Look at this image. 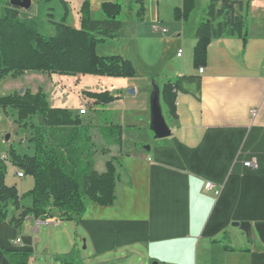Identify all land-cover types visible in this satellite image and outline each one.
Wrapping results in <instances>:
<instances>
[{"label": "crops", "instance_id": "obj_1", "mask_svg": "<svg viewBox=\"0 0 264 264\" xmlns=\"http://www.w3.org/2000/svg\"><path fill=\"white\" fill-rule=\"evenodd\" d=\"M116 1L103 0L95 11ZM152 1L156 18L148 7ZM242 1L247 43L237 38L213 40L207 62L199 68L194 66L195 34L210 0H194L189 19L178 22L169 13L182 9L183 0H145L143 23L130 35L122 32L124 23L115 41L126 48L124 41L135 37L133 56L146 69L154 70L149 55L162 53L161 71L151 75L136 67L139 75L133 79L45 75L48 83L34 93L50 87L52 107L78 115L86 99L90 107L80 119L93 108L94 118L83 123L91 145L110 147L106 152L92 151L93 169L103 175L109 162L116 166V202L106 208L89 204L78 221H64L60 213L51 212L45 222L29 219L20 228L0 223V264H11L7 252H31L26 264H32L40 249L46 253L43 224L54 225L47 231L49 242L54 229L60 230L56 237L71 244L69 253L58 249L60 258L78 252V241L84 246L81 264H264V0ZM163 6L169 12L164 18ZM81 81L84 87L77 88ZM170 81L176 84L177 118L165 110L172 135L158 140L151 131V95L154 85L162 88ZM10 82L14 81L0 84L1 95L11 91L4 90ZM83 91L108 92L118 100L96 106L80 95ZM110 126L123 129L121 146L109 145L103 135L102 129ZM1 156H7L6 150ZM248 162L256 166L247 168ZM6 164V185L15 187L20 197L30 193L34 180L16 178L19 170ZM206 182L221 189L219 197L205 190ZM24 200L31 207L32 199ZM10 216L19 215L11 210Z\"/></svg>", "mask_w": 264, "mask_h": 264}, {"label": "trees", "instance_id": "obj_2", "mask_svg": "<svg viewBox=\"0 0 264 264\" xmlns=\"http://www.w3.org/2000/svg\"><path fill=\"white\" fill-rule=\"evenodd\" d=\"M144 4V0H130L127 7L117 1L105 3L101 6V18H92L86 12L81 29L57 24L56 35L47 37L39 32L36 17L13 8L9 0H0V84L27 72L62 77L136 78L137 72L129 60L100 57L96 48L120 37L126 9L128 19L142 22ZM193 6L194 0H183V8L174 12L175 20H188ZM243 10L242 0H210L196 28L195 68L206 64L208 47L213 40L237 38L247 43L248 23ZM84 95L100 107L118 100L108 92H85ZM176 99V84L165 83L160 88V100L172 119L177 118ZM0 110L4 115L11 112L18 128L34 134L33 154L21 155L11 145L8 160L35 184L28 194L31 207H21L23 197L15 187L6 185L7 164L0 159V223L20 228L29 219L47 220L51 212L60 213L64 221H78L89 204L105 208L115 205L117 168L109 162L103 175L93 169L89 128L83 125L79 114L52 107L47 94L41 90L2 96ZM102 133L112 144L122 145L121 127H106ZM10 209L22 210V213L18 218H11ZM6 254L11 264H26L32 256L31 252ZM62 259L66 261L70 257Z\"/></svg>", "mask_w": 264, "mask_h": 264}, {"label": "rangeland", "instance_id": "obj_3", "mask_svg": "<svg viewBox=\"0 0 264 264\" xmlns=\"http://www.w3.org/2000/svg\"><path fill=\"white\" fill-rule=\"evenodd\" d=\"M103 0H52L49 3H42L39 2L38 0H33L32 6L28 11H23L24 13H27L29 16H34L37 18L38 20V29L39 32L47 37H53L56 35V25L57 24H62L64 23L65 25H67L68 27H71L73 29H81L82 27V16L88 12L90 13V17L92 18H101V10L100 12L95 11V5L97 3H101ZM120 4L125 5V3H128V0H119L117 1ZM144 3L145 0H144ZM147 4V3H146ZM144 4L145 6V12H146V8L147 5ZM149 4V3H148ZM151 9V13H152V17L156 18L157 16V6H156V1H152V8L149 5L148 6ZM175 12V10H174ZM174 12H168V10L166 9L165 6H163L162 8V14H163V18L164 16L166 17V14L169 13V17H172V19L174 21L175 20V14ZM128 15V9L125 10L124 12V23L125 28L122 31L124 33V35H130V33L134 30V26L143 23L139 22V21H133L128 19L127 17ZM145 18V17H144ZM135 37H132V39H128L125 40L124 42H127V46L125 48V45H121V42L115 41L114 40H110L107 41L105 43H102L100 45L97 46L96 48V53L98 56L101 57V53L103 55H107L105 57H121L123 59H127L124 56L127 54L128 57H131V60H129L136 72L137 75H139L138 71L140 69L141 72H148L149 74H155L157 73L156 71H161V69L163 68V62H160V58H161V54L157 53V54H151L149 55V61H150V66L154 67V70H150V69H146L143 66L139 65L138 66V61L137 58H135L133 55L134 54V49L136 48V45L133 44V42H136V39H134ZM126 39V38H125ZM124 44V43H123ZM141 44V43H140ZM142 48V45H139ZM125 49V52H123ZM110 55V56H109ZM163 56V55H162ZM164 57V56H163ZM149 66V67H150ZM136 67H139L136 68ZM33 72L31 74H24L19 78L16 79H11L14 82H10L8 83L5 87L4 90L5 91H9L11 90L9 93H7L5 96L7 95H12L14 93H20L21 90L24 91L26 90H30L32 93H34V91H37L35 88L37 86H43L46 85L48 82L46 81V74H42V73H36ZM48 77H51L48 75ZM85 82L81 81L77 83V88L80 87H84L85 84H83ZM61 83L57 84L60 85ZM90 83H88L89 85ZM31 90L29 88V86ZM48 88V89H47ZM39 90L43 91L45 94H48V100L50 99L49 96H51V92L50 87H40ZM38 90V91H39ZM84 91L82 93H80V95L83 96V98H86V96L84 95ZM3 95L0 94V97H2ZM81 102H85L86 103V99L82 100ZM73 101L70 102V104H72ZM81 104V103H80ZM87 107H90V105L88 104ZM161 108L163 111V116L165 117V106L163 105V103H161ZM93 114V108L91 107V111L89 112V115L87 117L82 118V122L84 124H86L87 122H90L91 119H93L94 117ZM14 116H12V113L10 112L9 114L4 115L3 111L0 110V154L2 153L3 150H6L7 152V157H8V151H9V147L11 145H13L14 147L17 148L18 153H20L21 155H32L33 154V143H32V138L34 137V134L30 131H28L27 129H21L18 128V125L14 122ZM121 122L118 123V125ZM129 129L124 130L125 134H128ZM9 136V140L6 141V137ZM92 142V140H91ZM109 145L112 144L111 140H109ZM146 148H149V146H146ZM91 149L92 151L95 150L96 153H100L101 151L106 152L108 149H110V147H106L103 145L102 147H98V146H94L91 145ZM114 154V153H113ZM104 157V158H103ZM9 158V157H8ZM107 159L106 156L103 155H96V159ZM112 159V158H111ZM9 161V160H8ZM7 163V162H6ZM9 168V164H7V171ZM7 176V174H6ZM17 178V177H16ZM31 178V177H30ZM29 180V178H28ZM5 183H6V178H5ZM9 187V186H8ZM29 194V193H28ZM28 194L22 196L23 199H27L30 198L28 197ZM21 197V198H22ZM21 207H25V200L23 202H21ZM12 210L13 214H18L20 216V214L22 213V210L19 211H15L14 209H10V211ZM17 216V217H19ZM45 222V221H44ZM52 228H54V225H51ZM49 226H46L45 224L42 225V228L45 229V236H44V243L42 245V248L44 246L47 245V252L43 253L41 252V249L38 251V253L35 254V256H33V262L32 264H81V255L86 252L83 251L84 246L78 241V252H75L74 254L72 253L69 260H64L62 259V257L60 258L58 256V249L61 251H65L64 253H69L71 251V244L67 243L65 238L63 237H56V232H59L60 230H54L52 229L51 232V236H50V242L48 240V236H47V231L51 228ZM69 228V226H66ZM49 234V233H48ZM73 236V241H75V236L72 233ZM49 251H51V253H49ZM86 256V255H85ZM85 263V262H84Z\"/></svg>", "mask_w": 264, "mask_h": 264}, {"label": "water", "instance_id": "obj_4", "mask_svg": "<svg viewBox=\"0 0 264 264\" xmlns=\"http://www.w3.org/2000/svg\"><path fill=\"white\" fill-rule=\"evenodd\" d=\"M9 4L13 8H17L22 11H28L32 6V0H9ZM130 93H134L131 91ZM20 94H23V90L20 91ZM151 114H152V124L151 131L158 140H164L170 138L172 131L169 128L165 117L163 116V111L161 108L160 100V88L155 86L153 87V93L151 95ZM9 140V136L6 137V141ZM149 151L150 148H147Z\"/></svg>", "mask_w": 264, "mask_h": 264}, {"label": "built area", "instance_id": "obj_5", "mask_svg": "<svg viewBox=\"0 0 264 264\" xmlns=\"http://www.w3.org/2000/svg\"><path fill=\"white\" fill-rule=\"evenodd\" d=\"M154 30H158V28H154ZM181 55H182V51H180L178 53V57H181ZM203 72H204L203 69L199 70L200 74H202ZM79 115L80 116L87 115V104L85 102H81V104H80ZM251 115H252L253 118H255L257 116V112L253 111V112H251ZM0 159L2 161H4V162L8 161V157L7 156H1ZM245 166L247 168H251V167H255L256 165L254 163H252V162H248V163L245 164ZM16 175H17L18 179H23L25 177L24 172L20 171V170L17 172ZM205 190H207L209 192H213L215 194V196H217V197H219L220 194H221V189L218 186H216L213 182H206L205 183Z\"/></svg>", "mask_w": 264, "mask_h": 264}]
</instances>
